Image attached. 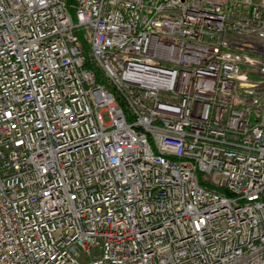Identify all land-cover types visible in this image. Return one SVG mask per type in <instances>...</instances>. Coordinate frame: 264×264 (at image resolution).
Segmentation results:
<instances>
[{
	"label": "built area",
	"instance_id": "2783aa9c",
	"mask_svg": "<svg viewBox=\"0 0 264 264\" xmlns=\"http://www.w3.org/2000/svg\"><path fill=\"white\" fill-rule=\"evenodd\" d=\"M0 264H264V0H0Z\"/></svg>",
	"mask_w": 264,
	"mask_h": 264
},
{
	"label": "trees",
	"instance_id": "16d2710c",
	"mask_svg": "<svg viewBox=\"0 0 264 264\" xmlns=\"http://www.w3.org/2000/svg\"><path fill=\"white\" fill-rule=\"evenodd\" d=\"M72 0H68V2L70 3ZM97 73L99 74V71H97Z\"/></svg>",
	"mask_w": 264,
	"mask_h": 264
}]
</instances>
